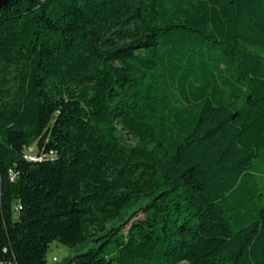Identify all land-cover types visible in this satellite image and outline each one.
<instances>
[{"label":"trees","instance_id":"1","mask_svg":"<svg viewBox=\"0 0 264 264\" xmlns=\"http://www.w3.org/2000/svg\"><path fill=\"white\" fill-rule=\"evenodd\" d=\"M94 236L67 264H264V0L0 9V264Z\"/></svg>","mask_w":264,"mask_h":264},{"label":"rangeland","instance_id":"2","mask_svg":"<svg viewBox=\"0 0 264 264\" xmlns=\"http://www.w3.org/2000/svg\"><path fill=\"white\" fill-rule=\"evenodd\" d=\"M30 153L35 155L37 153L36 148H32ZM141 205H143V203L137 204L136 206L127 209L122 217L118 218L116 221L112 223H109L108 227H111L113 224L118 225L119 223H122L125 220L129 219L133 214V212L137 211ZM138 216L142 217L143 214L141 212L140 213L138 212ZM136 218L137 217L133 219L135 220ZM96 237L97 236L90 237L86 242L81 243L76 247H69L57 241L53 242L50 245V248L47 253V264H51L52 258L54 256L58 258V262L56 264H67L69 259L75 256L76 254L85 252L89 250L91 247H96L99 244H101L103 239L96 240ZM113 264H117V263H113Z\"/></svg>","mask_w":264,"mask_h":264},{"label":"built area","instance_id":"3","mask_svg":"<svg viewBox=\"0 0 264 264\" xmlns=\"http://www.w3.org/2000/svg\"><path fill=\"white\" fill-rule=\"evenodd\" d=\"M32 148H33V147H32ZM32 148L28 149V150L25 152V157H26L27 159H36V158H38V154H39V153H36L35 155H33V154L30 153ZM39 157H42V156H39ZM16 209H18L17 206H16ZM57 262H58V258H57L56 256H54V257L52 258V262H51V264H56Z\"/></svg>","mask_w":264,"mask_h":264},{"label":"water","instance_id":"4","mask_svg":"<svg viewBox=\"0 0 264 264\" xmlns=\"http://www.w3.org/2000/svg\"><path fill=\"white\" fill-rule=\"evenodd\" d=\"M11 0H0V9L6 6Z\"/></svg>","mask_w":264,"mask_h":264}]
</instances>
